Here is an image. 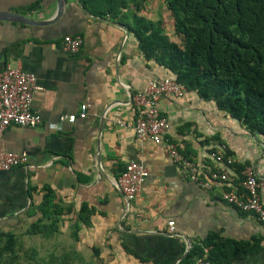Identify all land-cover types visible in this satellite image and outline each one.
Here are the masks:
<instances>
[{
	"label": "crops",
	"instance_id": "crops-1",
	"mask_svg": "<svg viewBox=\"0 0 264 264\" xmlns=\"http://www.w3.org/2000/svg\"><path fill=\"white\" fill-rule=\"evenodd\" d=\"M56 7V0H0V71L6 63L18 64L36 76L39 88L31 109L41 118L33 127L8 126L0 139V152L26 153L29 159L26 167L0 171V232H23L38 218L31 206L39 204L48 187L70 211L55 237L35 236L37 251L46 246L41 259L178 264L192 243L210 233L235 240L264 238L263 222L222 200L224 191L240 190L241 175L229 167L233 163L254 167L264 202V137L248 132L195 92L160 98V112L170 123L166 137L196 163L199 179L213 167L230 176L227 182L202 187L166 156L162 144L138 140L133 129V96L148 80L167 77L169 71L144 58L128 28L107 15H92L85 8L86 13L75 0H66L56 21L36 22L51 19ZM11 13L31 23L10 19ZM139 14L162 20L169 40L179 41L162 0H147ZM73 35H80L82 43L70 54L62 44ZM82 104L87 107L84 119H61L78 113ZM227 152L225 161L214 157ZM130 161L143 165L148 176L138 196L127 203L116 179ZM81 205L92 213L88 225L79 224L74 239L70 232ZM168 221L174 223L173 232ZM61 236L65 240L58 241ZM261 245L260 251L230 264H264V240Z\"/></svg>",
	"mask_w": 264,
	"mask_h": 264
},
{
	"label": "trees",
	"instance_id": "trees-1",
	"mask_svg": "<svg viewBox=\"0 0 264 264\" xmlns=\"http://www.w3.org/2000/svg\"><path fill=\"white\" fill-rule=\"evenodd\" d=\"M79 1L92 15H107L128 28L144 58L167 69L186 91L213 101L248 132L264 137V0H162L178 42L165 35L162 20L152 21L139 14L147 0ZM177 149L192 161L185 150ZM209 153H215V149ZM223 155L225 161L228 152ZM245 166L229 165L240 175ZM42 190L39 204L31 206V212L40 215L22 235L50 239L59 233L70 208L58 201L52 189ZM91 213L92 209L81 205L71 237L77 238L79 224H89ZM20 236L12 231L0 232V264L39 263L38 251L34 246L24 247ZM262 240H235L210 233L192 243L178 264H195L204 257L209 264H230L260 251ZM207 247L209 251L204 253ZM94 251L97 253V248ZM57 264H66L65 258Z\"/></svg>",
	"mask_w": 264,
	"mask_h": 264
},
{
	"label": "built area",
	"instance_id": "built-area-1",
	"mask_svg": "<svg viewBox=\"0 0 264 264\" xmlns=\"http://www.w3.org/2000/svg\"><path fill=\"white\" fill-rule=\"evenodd\" d=\"M82 43L80 35L68 36L64 39L62 48L70 54L78 52ZM39 87L36 76L21 69L18 64L6 63L0 71V139L4 130L11 125L33 127L40 123V115L31 109L32 95ZM185 87L170 76L150 79L146 87L136 92L133 101L136 107V117L133 129L138 140H150L154 144H162L166 156L173 162L184 166L191 178L205 188L214 182H227L230 176L226 171L212 170L205 179H199L198 167L194 161L187 160L172 143L166 133L170 123L159 109L158 101L163 96L181 97ZM87 115L85 104L80 105V111L68 116H62L68 122L84 119ZM216 160H221L222 154H214ZM26 153L0 152V171H9L15 167L28 166ZM148 170L137 161H130L119 173L116 185L128 200L136 198L140 192ZM240 190L224 191L222 200L236 209L250 213L258 221L264 223V202L260 196V181L253 166L247 165L241 170ZM170 232L174 231L173 221H168ZM195 264H209L204 258H198Z\"/></svg>",
	"mask_w": 264,
	"mask_h": 264
},
{
	"label": "water",
	"instance_id": "water-1",
	"mask_svg": "<svg viewBox=\"0 0 264 264\" xmlns=\"http://www.w3.org/2000/svg\"><path fill=\"white\" fill-rule=\"evenodd\" d=\"M75 2L86 12V13H88L87 12V10L85 9V7L80 3V1L79 0H75ZM56 3H57V7H56V11H55V13H54V15H53V17L51 18V19H49V20H41V21H36V22H41L42 24H48V23H52V22H54V21H56L59 17H60V15L62 14V11H63V7H64V5H65V3H66V0H56ZM8 17L10 18V19H15V20H17V21H22V22H25V21H27V22H25V23H31V22H29L30 21V19H28L27 17H25V16H22V15H19V14H15V13H11L10 15H8ZM120 27H122L123 28V26L122 25H119ZM126 32H127V30H125ZM128 33V32H127ZM122 194V193H121ZM123 195V194H122ZM124 196V195H123ZM126 199V202L127 203H129V200L127 199V198H125ZM184 257V256H183ZM182 257V258H183Z\"/></svg>",
	"mask_w": 264,
	"mask_h": 264
},
{
	"label": "rangeland",
	"instance_id": "rangeland-1",
	"mask_svg": "<svg viewBox=\"0 0 264 264\" xmlns=\"http://www.w3.org/2000/svg\"><path fill=\"white\" fill-rule=\"evenodd\" d=\"M22 233L23 232H20V233L18 232L16 234L19 235V236L21 235L20 236L21 237L20 239L23 242L24 247H29L30 245L35 246V243L36 244L38 243V241L35 240V236H33L32 238L28 237V239L25 240V235H22ZM60 240H65V239L61 236V237L58 238V241H60ZM45 247H46L45 245H42V246L38 247L39 248V251L37 252V257L39 255L44 254L43 252H45ZM46 249H47L46 252H48L49 250H51L50 247H48ZM53 249L55 250V252H58V250H59L57 247H55ZM20 254L22 255V253H20ZM58 260L59 259H56L55 260V259H52V258H48L47 256H44L42 259L40 258L38 264H57L58 263ZM23 264H26V262H23ZM30 264H33V262H31Z\"/></svg>",
	"mask_w": 264,
	"mask_h": 264
}]
</instances>
